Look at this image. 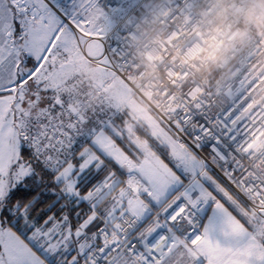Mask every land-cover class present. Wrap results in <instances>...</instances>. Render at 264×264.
I'll list each match as a JSON object with an SVG mask.
<instances>
[{
  "label": "snow or ice",
  "instance_id": "obj_1",
  "mask_svg": "<svg viewBox=\"0 0 264 264\" xmlns=\"http://www.w3.org/2000/svg\"><path fill=\"white\" fill-rule=\"evenodd\" d=\"M96 3L0 0V264H264V104L154 115Z\"/></svg>",
  "mask_w": 264,
  "mask_h": 264
},
{
  "label": "built area",
  "instance_id": "obj_2",
  "mask_svg": "<svg viewBox=\"0 0 264 264\" xmlns=\"http://www.w3.org/2000/svg\"><path fill=\"white\" fill-rule=\"evenodd\" d=\"M115 6L121 11L100 40L113 62L126 65L129 89L155 114L201 92L220 106L229 88L264 104L258 79L264 77V0H137L127 11ZM112 7L109 0L96 4L109 17Z\"/></svg>",
  "mask_w": 264,
  "mask_h": 264
},
{
  "label": "rangeland",
  "instance_id": "obj_3",
  "mask_svg": "<svg viewBox=\"0 0 264 264\" xmlns=\"http://www.w3.org/2000/svg\"><path fill=\"white\" fill-rule=\"evenodd\" d=\"M137 2V0H119V4L120 6L123 8L124 11H127L128 9H130L133 5H135ZM97 4V3H96ZM96 4L94 6V11H93V15H94V23L93 26L96 29V33L98 34L99 37H104L107 35V33L109 32L110 28L109 24H108V20H109V16L103 12L101 9L96 8ZM100 43L101 40H99ZM103 44V43H102ZM103 47L105 49V46L103 44ZM109 47V44H108ZM110 56H112V54H110ZM129 88V87H128ZM130 90V89H129ZM130 96L131 98L134 100L135 103H137L138 105H140L141 107L144 108H148L150 109L136 94H134L131 90H130ZM154 115H157L153 112Z\"/></svg>",
  "mask_w": 264,
  "mask_h": 264
}]
</instances>
